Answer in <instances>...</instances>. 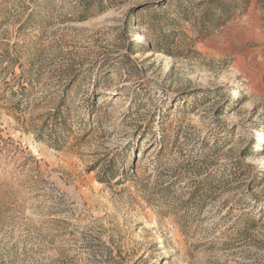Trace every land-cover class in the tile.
<instances>
[{"label":"rangeland","instance_id":"rangeland-1","mask_svg":"<svg viewBox=\"0 0 264 264\" xmlns=\"http://www.w3.org/2000/svg\"><path fill=\"white\" fill-rule=\"evenodd\" d=\"M78 4L0 0V264H264V220L243 224L264 204V0ZM153 31L169 54L136 50ZM65 93V141L37 138ZM139 142L136 176L100 183Z\"/></svg>","mask_w":264,"mask_h":264},{"label":"trees","instance_id":"trees-1","mask_svg":"<svg viewBox=\"0 0 264 264\" xmlns=\"http://www.w3.org/2000/svg\"><path fill=\"white\" fill-rule=\"evenodd\" d=\"M115 0H78L79 2V9L80 11V21H88L92 18L98 17L105 13L110 6L114 3ZM154 6L153 3H146L143 5V10H148ZM36 15V13H31L25 24L21 25L19 28L20 31L28 25L32 18ZM131 16L127 18V22L124 27H128L130 22ZM137 24V23H136ZM133 23V26L136 25ZM143 34L142 31L135 29V35ZM153 38L151 41L146 42H139L136 44V50L138 52H154L158 54H169L171 51L172 43L170 42L167 35L161 34L158 31H153ZM135 43H132V47L130 50L133 49ZM130 64H133V61L128 58ZM97 87V86H95ZM192 96V95H188ZM177 101L174 102L176 104ZM68 98L67 93L60 99V101L55 105L53 108L52 113L49 115V119L43 125L38 127L36 130L37 138L41 140H49L51 144H59L65 141L66 135L69 133V128L71 127L70 121L72 118L71 109L68 105ZM96 104L93 102L89 105L90 111L95 112ZM184 104H188V100L185 101ZM174 107V106H173ZM172 107V108H173ZM155 119V117L153 118ZM154 121V120H153ZM154 124H150L142 133L141 141L147 137H150V143L147 150H152L157 147V157L155 162L153 163L154 167L161 164L162 156L166 151L170 140L171 143H174V135L169 134L168 124L166 119H161L158 121V133L154 132ZM135 154L128 155L126 157L127 160H130L131 168L127 171L126 168L117 169L115 159L108 160L107 163L101 168V171L98 175V180L100 183L104 185H111L112 182L115 184L120 185L121 183L125 182L127 178L135 177L137 172V167L139 163V159L137 155L141 153V142H139L136 146ZM258 202V201H256ZM248 205V204H247ZM248 208L249 207H243ZM246 215L243 217V224L247 231L253 230L257 228L260 223L264 220V204H257L255 207H250ZM188 227V224L184 226V229Z\"/></svg>","mask_w":264,"mask_h":264},{"label":"bare ground","instance_id":"bare-ground-1","mask_svg":"<svg viewBox=\"0 0 264 264\" xmlns=\"http://www.w3.org/2000/svg\"><path fill=\"white\" fill-rule=\"evenodd\" d=\"M140 38H141V36L138 34L137 39H140Z\"/></svg>","mask_w":264,"mask_h":264}]
</instances>
